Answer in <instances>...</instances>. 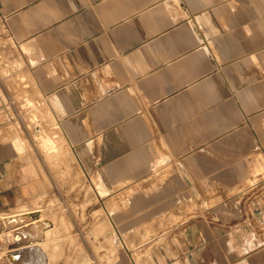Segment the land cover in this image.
Instances as JSON below:
<instances>
[{"label": "crops", "instance_id": "0c3cea01", "mask_svg": "<svg viewBox=\"0 0 264 264\" xmlns=\"http://www.w3.org/2000/svg\"><path fill=\"white\" fill-rule=\"evenodd\" d=\"M0 37V216L133 190L154 264H264V0H0Z\"/></svg>", "mask_w": 264, "mask_h": 264}, {"label": "rangeland", "instance_id": "374dc122", "mask_svg": "<svg viewBox=\"0 0 264 264\" xmlns=\"http://www.w3.org/2000/svg\"><path fill=\"white\" fill-rule=\"evenodd\" d=\"M1 40L2 37L0 46ZM2 49L0 47V52ZM36 124L39 123L30 126L31 131L38 132ZM12 128L15 132L22 131V124L17 120ZM81 176L84 177V174H79ZM88 191L90 190L83 187L79 189V195H87ZM99 191L104 195L111 192V189L100 188ZM67 192L66 196L69 197V191ZM126 192L124 189L112 190L106 198L111 218L107 217L105 221L100 217L103 208L97 193H94L95 206L100 205L101 208L96 210L94 218L88 216L86 204L66 205L61 202L60 194L55 190L45 198L35 199L32 205L23 206L21 210L31 209L34 213L50 215L54 219L55 227L45 243L54 257L65 260L67 264H154L153 252L166 237L160 233L169 229L173 219L168 221L165 217L151 218L133 229V225H121L122 222L118 221L114 211L128 206ZM132 192L133 190H128V196ZM12 245V240L4 236L0 242V264H8L6 261L10 259L9 248Z\"/></svg>", "mask_w": 264, "mask_h": 264}, {"label": "bare ground", "instance_id": "6f19581e", "mask_svg": "<svg viewBox=\"0 0 264 264\" xmlns=\"http://www.w3.org/2000/svg\"><path fill=\"white\" fill-rule=\"evenodd\" d=\"M3 42L5 43L4 40ZM36 125H37L36 128L39 132L40 131L39 124H36ZM49 143H52V142H49ZM0 217H1L0 218V237L3 239V237L6 236L8 239L9 238L12 239V242H13L12 246L18 247L16 249L14 248L12 249V247L10 246L11 247L10 249L12 250L11 251L9 250V251L16 260L20 261L19 264H67L65 260L64 261L61 259L56 260L55 259L56 257H54L55 256L54 253L51 252L50 249H48L45 243L46 238L49 237L48 235L50 234L51 231H53V228L55 227L54 219L50 217V215L49 216L46 214L39 215L30 210H22V211L15 212V213L11 212V214L6 213L5 215H2ZM52 253L54 256L52 255ZM6 262H8V264H11L10 261H6Z\"/></svg>", "mask_w": 264, "mask_h": 264}, {"label": "built area", "instance_id": "2783aa9c", "mask_svg": "<svg viewBox=\"0 0 264 264\" xmlns=\"http://www.w3.org/2000/svg\"><path fill=\"white\" fill-rule=\"evenodd\" d=\"M2 238L0 237V242H1Z\"/></svg>", "mask_w": 264, "mask_h": 264}]
</instances>
